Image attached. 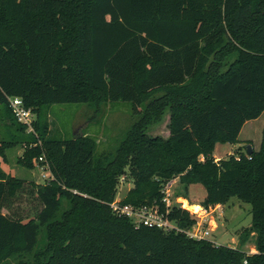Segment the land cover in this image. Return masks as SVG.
<instances>
[{"label": "trees", "instance_id": "trees-1", "mask_svg": "<svg viewBox=\"0 0 264 264\" xmlns=\"http://www.w3.org/2000/svg\"><path fill=\"white\" fill-rule=\"evenodd\" d=\"M12 96L35 113V132ZM115 101L131 102L135 120L112 148L50 135L48 105ZM0 111L2 159L21 145L19 165L45 155L52 173L38 182L0 163V264H264V127L259 150L214 156L264 112V0H0ZM167 113L169 136H152ZM122 176L134 184L122 203L165 211L164 185L179 178L176 195L200 183L206 207L250 203L251 224L238 247L136 227L110 205ZM169 218L195 223L177 205Z\"/></svg>", "mask_w": 264, "mask_h": 264}, {"label": "rangeland", "instance_id": "rangeland-1", "mask_svg": "<svg viewBox=\"0 0 264 264\" xmlns=\"http://www.w3.org/2000/svg\"><path fill=\"white\" fill-rule=\"evenodd\" d=\"M45 109V117L49 124L51 136L69 139L77 134L88 135L96 140L98 152H103L115 146L124 137L135 120L132 104L128 101L106 102L98 109L92 103H55L48 105ZM169 122L170 117L167 113L160 122L152 125L149 133L152 136L159 135L167 138L170 134ZM263 125L264 112L259 118L248 121L244 126L240 135L241 142L244 144L241 146L244 152L247 150L245 145L252 143L253 146L258 147L262 138ZM239 148V143L219 142L215 146L214 155L225 158L229 152L235 153ZM22 153L23 147L21 145L11 149L7 154L10 164L9 162H3L2 167L12 174L16 173L25 177V179L43 182L45 177L41 167L36 166L33 170H30L18 164V154ZM0 159L3 160L1 157ZM133 185L132 180L127 177L119 185L117 198L122 199ZM183 193L184 187L177 178L172 185L171 196L174 201L178 198L184 200V196L176 195ZM206 193L207 191L202 184H192L187 191V199L189 203L200 204ZM251 207L250 203H246L236 196L224 204L223 216L218 218V227L213 231L219 244L231 247L240 246L239 233L244 227L249 226L252 221ZM243 248L248 252H252V249L256 248L254 239L249 240ZM13 262L17 263L18 259Z\"/></svg>", "mask_w": 264, "mask_h": 264}, {"label": "built area", "instance_id": "built-area-1", "mask_svg": "<svg viewBox=\"0 0 264 264\" xmlns=\"http://www.w3.org/2000/svg\"><path fill=\"white\" fill-rule=\"evenodd\" d=\"M9 104L15 114L17 120L28 127V131L35 132L33 122L35 120V113L32 109L27 108L24 101L19 96L9 97ZM39 167L43 169L45 181L52 178L49 163L45 155H41L38 161ZM127 176H122L121 183L126 180ZM175 179L170 180L164 185L163 202L166 205V210L161 211L158 204L136 206L129 203H122L121 199L117 198L110 203L114 212L119 216H125L132 219L136 227L143 225L157 226L165 230H178L185 232L188 236L196 239H208L216 245H221L217 242V237H214L213 231L218 227V218L223 216L224 204L218 203L209 207L203 204H198L199 208H194V204L189 203L185 197L184 200H173L171 196V188ZM192 204V205H191ZM177 205L181 208L188 210L191 216L195 219V223L189 228H182L178 226L175 221L169 218L171 208ZM257 248L253 249L251 253L257 252ZM247 262V261H245Z\"/></svg>", "mask_w": 264, "mask_h": 264}, {"label": "crops", "instance_id": "crops-1", "mask_svg": "<svg viewBox=\"0 0 264 264\" xmlns=\"http://www.w3.org/2000/svg\"><path fill=\"white\" fill-rule=\"evenodd\" d=\"M0 114H1V111H0ZM263 114V113H262ZM1 117V116H0ZM169 117H170V115H169ZM259 118V117H258ZM257 119V118H256ZM252 120H254V119H252ZM250 121V120H249ZM248 123V121L245 123V125ZM244 125V126H245ZM8 125L5 123V122H3V121H1L0 120V138H2L3 136H5L6 134H8V132H10V129L7 127ZM263 127H264V125H263ZM244 128V127H243ZM243 128H242V131H241V133L243 132ZM263 130V129H262ZM241 133H240V135H241ZM239 140H240V142H241V140L242 139H240V136H239ZM261 141H262V138H261ZM239 142V147H241L242 145H244L242 142L240 143ZM252 145V148L253 149H255V150H259L260 149V146H261V142L259 141V145H258V147H256V146H253V144H251ZM247 145H245V147H246ZM11 149H9L7 152H6V154H8V152L10 151ZM23 152H24V148H23ZM232 153H234V152H229L228 154H232ZM23 154V153H22ZM22 154H18V156H21ZM215 156V155H214ZM0 157L2 158V156L0 155ZM216 157V159L218 160V159H220V157H217V156H215ZM3 162H5L4 160H1L0 159V163H1V165H3ZM6 162H9V164H10V161H8V159L6 160ZM11 166V165H10ZM33 170V169H32ZM8 173H10V174H12L10 171H7ZM12 175H14V176H17V177H21V178H25V177H22V176H20V175H18V174H16V173H14V174H12ZM192 186V185H191ZM190 186V187H191ZM195 204H198V203H194V205ZM253 249H255V248H253ZM252 249V250H253Z\"/></svg>", "mask_w": 264, "mask_h": 264}, {"label": "water", "instance_id": "water-1", "mask_svg": "<svg viewBox=\"0 0 264 264\" xmlns=\"http://www.w3.org/2000/svg\"><path fill=\"white\" fill-rule=\"evenodd\" d=\"M252 151H253L252 145H251V144H248V145H247V152H248L249 154H251Z\"/></svg>", "mask_w": 264, "mask_h": 264}, {"label": "bare ground", "instance_id": "bare-ground-1", "mask_svg": "<svg viewBox=\"0 0 264 264\" xmlns=\"http://www.w3.org/2000/svg\"><path fill=\"white\" fill-rule=\"evenodd\" d=\"M195 206H197L199 208V205L198 204H195L193 207H195ZM197 207H196V209H198Z\"/></svg>", "mask_w": 264, "mask_h": 264}]
</instances>
